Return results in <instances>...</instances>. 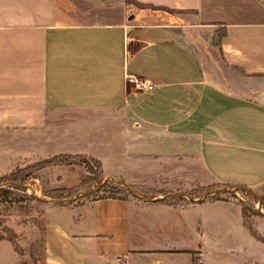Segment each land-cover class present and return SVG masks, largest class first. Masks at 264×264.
Wrapping results in <instances>:
<instances>
[{"label":"crops","instance_id":"crops-1","mask_svg":"<svg viewBox=\"0 0 264 264\" xmlns=\"http://www.w3.org/2000/svg\"><path fill=\"white\" fill-rule=\"evenodd\" d=\"M128 1L125 20L82 21L64 0H0V160L47 146L143 189L45 200L36 264H264V215L261 240L236 197L145 191L264 186V0ZM72 165L38 171L70 186Z\"/></svg>","mask_w":264,"mask_h":264},{"label":"rangeland","instance_id":"rangeland-1","mask_svg":"<svg viewBox=\"0 0 264 264\" xmlns=\"http://www.w3.org/2000/svg\"><path fill=\"white\" fill-rule=\"evenodd\" d=\"M64 2L71 13L82 21H107L117 18L125 20L128 18L132 8L137 6L133 1L128 0H64ZM60 124L59 126L63 130L62 132H68L67 128L69 126H76L75 123L71 124L68 120L60 122ZM47 148V146L39 147L37 145L35 148L36 150H31L30 153L36 158H41L45 155V152L50 150ZM65 158L69 159L70 157L68 156ZM6 160H0V174L13 168L11 165H8L9 161ZM72 160L75 161V163H71L73 165L71 166L72 172H70V180H73L77 173L81 176L79 180L87 175L92 178L96 176L95 170L97 167L95 166L94 158L83 155V157L73 156ZM83 160L90 164V170L86 169ZM39 169L34 170L24 178L22 189L7 186V181L0 183V187L8 191L5 195L0 197V238H2L0 239V264H9L11 260H16V251H18L20 255L17 261L19 263L36 264L37 260L41 258V228L43 223L44 201L62 197L58 196L62 195V192H52L51 190L62 186L50 185V180L53 184L55 183L54 178L56 176V171L48 168L39 172ZM101 174V178L99 177L95 180H91L86 188L81 189V191H87L85 195L79 191L74 193V196L70 199L75 200L83 196L92 197L108 193H112L116 196L134 195L118 189H95V187H99L100 180L104 181L108 178L114 179L113 177L103 175L102 171ZM209 184L210 187L208 189L203 190L201 193L195 191L194 195L198 197H202L203 195L221 198L236 197L237 201H241L247 208V213L253 212V209L260 213L248 215L246 220H249V222H251L255 216L264 215V206L260 204L259 201L260 197H264V186L254 189L248 188L252 193L249 195L248 192L235 186L220 187L217 186L215 182ZM131 190L135 194L138 193L134 189ZM52 194L54 196L57 195V197L50 196ZM184 196H186V194H184Z\"/></svg>","mask_w":264,"mask_h":264},{"label":"trees","instance_id":"trees-1","mask_svg":"<svg viewBox=\"0 0 264 264\" xmlns=\"http://www.w3.org/2000/svg\"><path fill=\"white\" fill-rule=\"evenodd\" d=\"M70 157L69 159L65 158V157ZM73 156H82V154H73V153H56V154H52V155H48L44 158H40V159H36L33 160L31 162H28L24 165L15 167L14 169L5 172L3 174L0 175V183L6 182L7 181V186L9 187H14L17 189H22L23 186V180L24 178L29 175L30 173H32L34 170L45 167V166H49V165H56V164H71V163H75V161L72 160ZM85 162V167L86 169L90 170V164H88V162H86L85 160H83ZM95 161V166L97 167V169L95 170L96 176L94 178L87 176H84L83 178H81L77 183L70 185V186H62L59 188H54L51 189L52 192H62V195H58V196H62L60 198H53L50 201L53 202H61V201H71L72 196H74V193L76 192H82L83 195L86 194L87 191H81V189H84L87 187V185L90 183L91 180H95L96 178H101L102 174H101V167H100V163L98 160L94 159ZM99 187H95V189H99V190H104L105 188H108L107 190L110 189H118L121 191H124L126 193L129 194H134L135 193L131 190L134 189L135 191L139 192L140 190H143L141 187L139 186H135L133 184H127L124 183L121 180L118 179H112V178H108L106 180H100L99 181ZM215 184H217V186L220 187H237L239 189H242L246 192L249 193V195H251V190L248 189V187H243V186H239V185H229L227 183H223V182H215ZM210 187V184L204 185V186H197L194 190H190L188 191V193L186 194V196L191 197L192 193H195V191H199V193H201L203 190L208 189ZM147 194H149V196H152L153 194H157L159 192H162L164 194L167 195V198L171 199L172 202L178 203V202H185L187 199L186 196L182 195V194H169L167 192H164L162 190L159 189H153V188H145ZM7 189L0 187V197L2 195L6 194ZM251 193V194H250ZM52 197H57V195H50ZM100 196H116L112 193H108L105 195H100ZM201 199H212V198H220V197H207L206 195H203L202 197H200ZM260 204H262L264 206V197H260L259 199ZM240 207H241V214L243 217V221L245 223V225L247 226V228L252 232V234L258 238L263 240V237L258 235L251 227V222H249V220H246V218L248 217V215H252V214H260L258 211L253 209V212L251 211L250 213H247V208L243 205V203L240 201Z\"/></svg>","mask_w":264,"mask_h":264},{"label":"built area","instance_id":"built-area-1","mask_svg":"<svg viewBox=\"0 0 264 264\" xmlns=\"http://www.w3.org/2000/svg\"><path fill=\"white\" fill-rule=\"evenodd\" d=\"M125 83H131L134 87L139 89H149L151 88V83L145 79L137 77L131 73H124Z\"/></svg>","mask_w":264,"mask_h":264}]
</instances>
